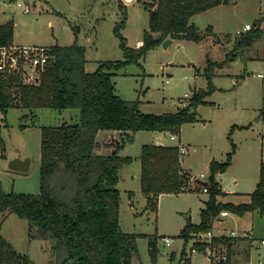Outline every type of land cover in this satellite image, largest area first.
I'll use <instances>...</instances> for the list:
<instances>
[{
	"label": "rangeland",
	"instance_id": "obj_1",
	"mask_svg": "<svg viewBox=\"0 0 264 264\" xmlns=\"http://www.w3.org/2000/svg\"><path fill=\"white\" fill-rule=\"evenodd\" d=\"M17 1L29 7L18 6ZM119 1L0 0V21H12V40L22 44H70L76 33L77 43L85 47V67L92 71L102 60L123 58L120 38L114 31L122 17ZM124 5L126 18L119 30L127 45L135 47L148 26V9L143 0H127ZM190 21L200 32H205L203 38L172 37L166 45L161 41L148 49L139 62H130L111 76L118 94L126 99L138 98L139 109L153 113L174 111L177 106L186 105L190 96L185 97L184 93L191 95L192 87L208 88L204 71L210 63L215 86L206 95V102L197 105L196 119L183 122L175 139L165 131L140 129L132 134L124 132L121 137L117 129L101 130L105 139L124 141L119 151L132 156V161L119 170V223L123 231L135 236L138 257L132 264H152L150 239L156 242V264H177L183 247L190 258L189 264H210V257L225 256L226 244L212 246L209 243L203 249L206 253L193 249L192 244L210 242L220 235L228 236L232 244L231 264H264V243L261 241L264 215L258 210L241 214L228 210L225 215L219 212L211 216L207 227L211 236L203 230L193 232L185 242L180 234L187 222L200 221V211L209 197V192L202 190L201 181L208 179L212 160H226L227 153L233 149L232 142L235 145L230 163L215 173L222 190L217 200L246 202L258 180L260 163L264 161V121L259 120V107L264 106V0L220 2L195 13ZM246 23L260 25L262 35L250 44H236L240 31L246 30ZM209 24L212 27L207 28ZM225 57L231 59L222 65L216 63ZM78 119V108H40L32 114L12 106L5 118L0 112L3 189L38 193L41 126ZM233 124L236 126L230 130ZM241 125L243 127H239ZM157 134L161 137L159 140H156ZM155 142L187 146V152L181 155V164L190 173V188L160 193L153 209L140 189L139 154L143 143ZM12 157H29L28 168H10L8 161ZM201 172L204 173L202 177ZM231 182L230 190L227 184ZM27 225L26 218L9 211L0 231L17 250L27 252L37 264H49L52 258L49 240L29 239ZM164 235L172 238L171 244L164 243Z\"/></svg>",
	"mask_w": 264,
	"mask_h": 264
},
{
	"label": "trees",
	"instance_id": "obj_2",
	"mask_svg": "<svg viewBox=\"0 0 264 264\" xmlns=\"http://www.w3.org/2000/svg\"><path fill=\"white\" fill-rule=\"evenodd\" d=\"M222 0H143L148 9V26L138 46L127 45L120 32L126 18L124 1H119L121 19L114 26L120 38L122 59L102 60L89 71L85 67V47L77 43L52 44L53 59L37 69L32 81H24L20 72L0 73V112L16 106L34 113L40 108H78L77 121L64 120L41 126L40 187L38 193L5 191L0 180V229L5 214L14 211L26 218L29 239L47 238L52 258L49 264H132L138 257L135 236L122 230L119 223V170L132 161V156L119 150L124 141L105 139L103 129H117L131 134L140 129L179 134L181 124L196 119V107L206 102L214 88L211 63L204 71L208 88L191 91L188 103L174 111L143 112L139 99H126L115 90L112 74L130 62H139L148 49L167 37L200 40L205 36L190 21L195 13L211 8ZM209 28V26H207ZM255 27L239 35L236 44H246L260 36ZM13 23H0V45L11 43ZM227 55V54H226ZM231 59L230 57H228ZM216 62L222 65L228 60ZM236 124L231 125L230 130ZM238 126V125H237ZM239 127H243L242 125ZM129 135V134H128ZM2 136L0 133V144ZM234 142L232 148L234 149ZM212 160L209 176L201 181L209 197L200 211L199 222H187L181 229L185 242L193 232L206 231L211 216L221 210L236 213L257 209L264 215V161L259 177L246 202H221L216 196L222 190L215 173L231 161ZM140 189L150 208H156L162 192H179L190 188V173L181 164L175 144L143 143L140 148ZM226 244L225 256L210 257V264H231L232 251L228 236H214L210 242H193L203 250L207 244ZM149 253L156 264V242L150 239ZM172 257V255H171ZM182 261V262H181ZM185 247L177 264H189ZM0 264H37L27 252L19 251L0 231Z\"/></svg>",
	"mask_w": 264,
	"mask_h": 264
},
{
	"label": "built area",
	"instance_id": "obj_3",
	"mask_svg": "<svg viewBox=\"0 0 264 264\" xmlns=\"http://www.w3.org/2000/svg\"><path fill=\"white\" fill-rule=\"evenodd\" d=\"M18 6H25L28 8L27 4H23L21 1H17ZM251 24L246 23L244 28L250 29ZM53 54L50 51L49 45L44 44H22V43H5L0 45V73L8 74L13 72H20L24 81H32L34 73L37 69H43L52 59ZM185 97L190 95L185 92ZM181 104H185L181 102ZM171 138H176L177 134L170 133ZM180 155L187 152V147L184 144H177ZM203 172L200 173L202 177ZM202 190L207 191V186L202 185ZM220 213L225 215L227 211L221 210ZM205 234L208 236L212 235L211 230H206ZM163 241L165 244H171L172 238L168 235L163 236ZM264 243V238L261 240ZM194 249V248H193Z\"/></svg>",
	"mask_w": 264,
	"mask_h": 264
},
{
	"label": "water",
	"instance_id": "obj_4",
	"mask_svg": "<svg viewBox=\"0 0 264 264\" xmlns=\"http://www.w3.org/2000/svg\"><path fill=\"white\" fill-rule=\"evenodd\" d=\"M227 0H222V2H226ZM170 37H167L163 40V45H166L170 42ZM8 166L12 169L17 170H26L29 166V157L20 158V157H12L8 161ZM231 185H227V189H230Z\"/></svg>",
	"mask_w": 264,
	"mask_h": 264
},
{
	"label": "crops",
	"instance_id": "obj_5",
	"mask_svg": "<svg viewBox=\"0 0 264 264\" xmlns=\"http://www.w3.org/2000/svg\"><path fill=\"white\" fill-rule=\"evenodd\" d=\"M124 1H127V0H124ZM129 1H132V0H129ZM227 1H228V0H227ZM215 6H216V5H215ZM208 9H209V8H208ZM5 21H8V20H5ZM5 21H0V23H3V22H5ZM191 22H193V21H191ZM193 23H194V22H193ZM194 24H195V23H194ZM208 26H209V27H212L210 24H209ZM255 27L261 29V28H260V25H258V24H257L256 26H255V25L252 26L251 28H255ZM247 30H248V29H246V30H241L240 33L243 34V33H245ZM261 30H263V29H261ZM261 35H262V34H261ZM261 35H260V36H261ZM260 36H258V37H260ZM258 37L254 38L253 40L257 39ZM202 38H203V37H202ZM237 38H238V37H237ZM186 39H187V38H186ZM253 40H252V41H253ZM12 42H14V41L12 40ZM14 43H18V42H14ZM246 44H250V41H249V43H246ZM237 47H239V46L237 45ZM237 55H238V54H237ZM239 55L243 56L242 54H239ZM243 57H244V56H243ZM247 57H249V56H247ZM247 57H246V58H247ZM253 57H259V58H262V56H256V55H254ZM244 58H245V57H244ZM232 80H233V78H232ZM193 89H196V87H192V88H191V91H192ZM258 107H259V106H258ZM263 107H264V106L259 107L260 110H261V113H260V116H259V120H261V121H264V113H263V111H264L263 109H264V108H263ZM119 131H120V130H119ZM127 132H128V133H131L130 131H127ZM112 138L116 139V136L113 135ZM160 138H161V137L159 136V134H157V135H156V140H159ZM116 141H117V140H116ZM118 142H121V141H118ZM155 143H156V142H155ZM186 147H187V146H186ZM185 169H186V168H185ZM186 170H187V169H186ZM139 179H140V178H139ZM256 182H257V181H256ZM229 184L231 185V188H232V182H231V183H228L227 185H229ZM231 188H230V190H231ZM250 192H251V191H250ZM128 194H129V193H128ZM255 210H257V209H255ZM258 212H259V211H258ZM259 213H260V212H259ZM191 250H192V249H191ZM203 252L206 253V250H203ZM248 255H249V253H248Z\"/></svg>",
	"mask_w": 264,
	"mask_h": 264
}]
</instances>
